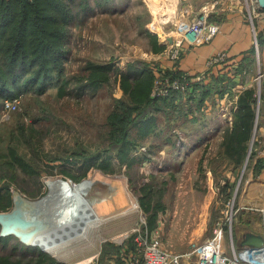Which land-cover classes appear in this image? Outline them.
I'll list each match as a JSON object with an SVG mask.
<instances>
[{
  "label": "rangeland",
  "instance_id": "374dc122",
  "mask_svg": "<svg viewBox=\"0 0 264 264\" xmlns=\"http://www.w3.org/2000/svg\"><path fill=\"white\" fill-rule=\"evenodd\" d=\"M88 1L93 7L92 11L86 15L81 11L71 26L69 58L65 63L63 78L68 82L64 94L59 95L57 88L53 87H49L44 94L28 93L20 96L18 107L9 112L4 111L0 103V186L10 182L11 192L18 191L30 200L40 199L48 194V179L60 178L69 183L75 182L78 186V182L95 177L97 180L91 186L88 198L105 197L111 191L110 184L117 186L119 190L118 195L110 199L111 201L105 200L98 205L105 218L103 223L92 228L85 238L64 246L56 255L45 252L52 257L55 264H92L103 244L107 242L105 240L117 241L122 245L134 234V229L144 231L142 219L146 220V216L138 199L139 192L135 191V185L129 181V177L136 178L138 174L142 176V179L138 180L145 181L146 191L152 192L154 198L165 202V206L185 211L189 206L185 205L183 199L179 200L180 192L188 190L190 185L196 189V180L200 185L198 192H205L208 176L206 171L212 169V185L218 197V203H214L217 217L223 216L222 212L230 209V205L226 204L231 200L235 212L232 233L249 229L252 223L260 229L263 220L258 212L246 214V210L244 212L237 207L240 184L254 157L255 131L252 133L247 152L237 167H233V162L221 164L219 153L218 158L215 154V146L221 145L224 135L219 127H228L232 120L231 100L221 107L223 110H220V103L213 105L211 100H208L200 110L194 102L185 101L182 107L167 114L158 112L159 126L155 132L143 137L136 129L132 131L130 139L135 142L136 147H133L131 156L137 160L134 163L135 168L128 170L126 164H122L117 158L116 151H112L110 156L103 151L104 146L108 144L104 139L109 131L107 115L113 108L114 99L122 97L124 93L120 86V75H112L109 83L97 89H92L85 80H81V76L87 73L84 68L88 62L112 63L125 71L128 64L139 61L146 62L150 68L159 72V80L167 79L168 84L172 85L176 78L186 73L182 70L176 75V70L181 71V62L191 46L183 40L179 55L172 59L171 43H176L183 33L174 34V39L171 34L177 24L194 19L193 12L196 15L202 7L190 8L186 4L187 0H114L108 4V8H101L103 6L94 5L98 0ZM253 1L258 7L257 0ZM75 2L78 6L83 0ZM243 5L247 19L251 26H254L249 14L251 7ZM171 8L174 15L168 19ZM207 8H213L211 3ZM215 8L217 7L213 9ZM165 20L167 21L164 22ZM150 35H156L158 44L163 46L161 50L151 42ZM168 38H172V41L169 42ZM161 58L171 61L172 73L165 74V71L170 69L167 65H161ZM256 63L258 70L259 59ZM173 73L175 74L172 75ZM79 77L81 79H77ZM156 81L151 94L156 90ZM232 94L230 93V96ZM209 106L212 109H209ZM209 144L211 148L208 149ZM190 145H194L193 149ZM11 150L21 160L14 162L16 169H10L13 177L7 175L9 172L5 165L7 159L12 158V154L9 155ZM201 157L202 161L204 159V166L199 165L195 172V164ZM104 158L107 168L100 167ZM25 164H29L31 171L26 170ZM2 174L5 175L3 178ZM189 176H192L191 180L188 179ZM226 183L230 185V190L229 200L225 201L222 187ZM72 193L80 198L85 196V193L75 186H72ZM133 202L138 207L128 209ZM12 206L13 203L8 210ZM188 214L176 216L177 227H191ZM6 243L17 246L19 244L14 238L8 239ZM39 249L35 245L29 248L21 247L19 251L28 253ZM227 249L231 256L229 242ZM17 255L14 257H21ZM28 257L30 254H25V258Z\"/></svg>",
  "mask_w": 264,
  "mask_h": 264
},
{
  "label": "trees",
  "instance_id": "16d2710c",
  "mask_svg": "<svg viewBox=\"0 0 264 264\" xmlns=\"http://www.w3.org/2000/svg\"><path fill=\"white\" fill-rule=\"evenodd\" d=\"M76 0H0V103L6 99H18L20 96L34 93L44 94L49 87L57 88L58 94H64L67 80H64L65 63L69 58V37L71 26L78 19L79 14L84 12L86 15L92 11V6L88 0H83L77 6ZM114 0H98L94 5L108 8V4ZM211 21L213 19L210 18ZM258 42L262 38V33L258 32ZM151 42L158 44L156 35H150ZM218 68V66H217ZM85 75L81 80H85L92 89H97L110 82L112 75H120V86L123 89V96L114 99L113 108L107 115L108 134L104 137L108 142L103 151L109 155L116 151L117 158L122 164L131 169L135 168L136 158L131 156L133 147L131 135L134 129L137 133L148 136L155 132L157 124V113H169L176 110L185 101L194 102L200 110L205 101L214 94L223 97L226 88L229 89L233 84L231 78L221 74H211L208 83H193L191 90L182 94L172 92L166 97H154L151 94L154 81L159 78L156 72L146 62H135L128 64L125 71L116 67L112 63H93L88 62L84 68ZM171 70L165 71L168 75ZM182 72L176 70V75ZM158 73V74H156ZM173 73L172 75H174ZM175 75V76H176ZM117 78V76H115ZM207 78V77H205ZM226 78V83L224 79ZM230 90V89H229ZM262 93L260 94V100ZM179 101L176 103V101ZM184 100V101H183ZM236 108L232 111L230 125L224 130L222 145L224 153L233 167H237L243 160L248 144L250 142L256 119L257 89L253 86L242 89L237 94ZM176 147V144H175ZM7 159L5 165L8 174L13 177L10 169H16L15 163L20 162L19 156L15 153L13 158ZM255 155V152H253ZM5 157V156H4ZM252 158V155H250ZM92 158V157H88ZM143 159H140V161ZM15 162V163H14ZM23 164V162H21ZM101 168H107L104 165ZM259 165V160L255 168ZM26 170L31 171L29 164H25ZM137 169V168H136ZM127 170V171H128ZM126 171V172H127ZM137 171V170H136ZM2 178L5 175H1ZM142 176L129 177L135 191L139 192L138 199L142 209L146 213V223L149 226L155 216L150 213L149 202L151 199L150 191L147 192ZM14 179H12L13 181ZM143 182V183H142ZM79 183V182H78ZM10 182L0 186V211H6L12 205V192ZM136 185H139L138 187ZM230 185L227 183L222 187L225 201L229 200ZM14 238L18 241L17 245H8L6 241ZM126 242V243H125ZM123 244L105 242L102 246L100 257L116 255L121 257L134 248L132 238H128ZM124 243L128 248H124ZM133 244V245H132ZM133 246V248H132ZM26 246L14 236H0V264H55L52 257L45 251L20 252L19 248ZM124 248V249H123ZM131 248V249H130ZM123 250V251H122ZM20 255H17L18 253ZM23 254V256L21 255ZM25 254H30L28 259ZM15 255L21 257H14ZM118 260V259H117Z\"/></svg>",
  "mask_w": 264,
  "mask_h": 264
},
{
  "label": "crops",
  "instance_id": "0c3cea01",
  "mask_svg": "<svg viewBox=\"0 0 264 264\" xmlns=\"http://www.w3.org/2000/svg\"><path fill=\"white\" fill-rule=\"evenodd\" d=\"M186 1V0H184ZM215 9H208L207 6L210 4ZM186 4L191 7H202L198 10L195 15L193 12V17L191 21H196L200 16H206L209 22L217 23L220 25V33L216 35L213 40L209 43L196 44L189 48L187 56L181 62L180 69L186 72H189L193 78H196L206 69V61L211 56L217 54L220 51H226L228 58L227 62L223 65L215 67L214 73L222 75H228L229 78L233 81L230 88L232 91L226 88V93L223 97H220L216 94L206 101L211 100V102L216 104L220 103V108L226 106V103H229L231 100L232 111L236 108L237 94L247 87L257 88L256 77L258 76V70L263 74L262 78V87L260 93H262L261 100L259 101V109H256V119L253 132L256 133V146H255V155L251 160V167L247 170L243 181L240 184V192L237 196V207L247 211L248 213L258 212L261 216L264 215V10L261 11L256 6L255 9V18L254 26H251V23L247 19L244 11V5H246L245 0H187ZM206 7V8H205ZM247 7V6H246ZM174 8V7H173ZM171 8L169 11L168 19L173 17L174 10ZM167 15V14H166ZM213 19V21L210 20ZM167 19V20H168ZM165 20L164 22H166ZM155 21V20H153ZM162 22V23H164ZM177 22V21H176ZM252 22V23H253ZM187 22L177 24L181 29H178V26L175 27L172 32V38L174 39V34L177 32L183 33L184 25ZM255 31V32H254ZM262 33V38L258 42L257 33ZM171 38V39H172ZM170 38L168 41L171 42ZM257 40L258 44V53L256 52L255 41ZM185 49V48H182ZM165 55V54H162ZM259 59V67L257 70V60ZM166 59V58H165ZM164 58L160 59L161 65L163 67H171V61H165ZM165 61V64L163 63ZM256 65V66H255ZM256 68V70H255ZM224 72V74H222ZM211 77L205 78L202 80V83H208ZM226 83V78L224 79ZM196 82V81H195ZM194 82V83H195ZM197 83H199L197 81ZM230 93H233L230 96ZM205 101V103H206ZM225 104V105H224ZM216 108V106H215ZM213 107V109H215ZM209 109H212L209 106ZM221 108L220 110H222ZM224 117V114H222ZM258 121V124H257ZM222 129L220 132L224 133V130L227 127H219ZM224 128V130H223ZM182 146H185L182 144ZM189 146V145H188ZM193 149L194 145H190ZM207 146V145H206ZM211 148L209 144L208 149ZM216 158H218L217 153H219V160L222 161L221 164L229 163V159L224 153V145L215 146ZM191 149V150H192ZM259 160V165L255 168V165ZM199 165L204 166V159L202 157L199 159L198 163L195 164V172L197 171ZM227 165V164H225ZM234 165V163H233ZM212 170V169H211ZM210 169L206 171L208 173L207 186L205 192H198L200 185L195 181V188L193 185H190L189 189L180 192V199L184 200L185 205L188 204V208L185 211L176 209L175 207L165 206V202L162 200H157L153 197L152 192L150 193L151 199L149 204L150 213H153L155 219L148 226L147 223L144 226V229L148 232L149 237H158L161 241V244L167 250L184 254L187 253L193 245L199 244L208 238L214 236L216 230V222L220 217H217V213L214 210V203H218L216 198V189L212 185V171ZM205 173V175H207ZM192 176H189L188 179L191 180ZM226 180V179H225ZM145 183V181L143 180ZM149 182V180H147ZM199 182V180H198ZM186 213L189 215V224L190 226H180L177 227L178 219L177 215ZM146 216V213H145ZM146 221V220H145ZM225 231L219 236L220 248L228 254L227 244L230 243L229 232L224 228ZM246 232H252L254 234L262 235V227L260 229L257 226H254L253 223L250 224L249 229L236 230L235 234L232 233V240L234 245L237 248L242 247L241 242L243 240V235ZM133 234L130 238L133 239L134 248L130 252L134 251L136 253V244L134 242ZM128 240V239H127ZM126 240V241H127ZM108 241V240H105ZM125 242V241H124ZM119 245V242H113ZM122 243V242H121ZM126 243V242H125ZM124 243V248H128V244ZM133 245V244H132ZM123 248V249H124ZM131 249V248H130ZM123 251V250H122ZM101 249L99 250L95 260L92 261V264H128V256L131 254L128 253L125 256L117 257L116 255H107L100 257ZM229 255V254H228ZM118 259V260H117ZM182 264H197V258L195 256H190V258H184Z\"/></svg>",
  "mask_w": 264,
  "mask_h": 264
},
{
  "label": "built area",
  "instance_id": "2783aa9c",
  "mask_svg": "<svg viewBox=\"0 0 264 264\" xmlns=\"http://www.w3.org/2000/svg\"><path fill=\"white\" fill-rule=\"evenodd\" d=\"M246 6L251 7L250 20L253 22L255 18V9L253 0H245ZM248 11V12H249ZM178 26V25H177ZM176 26V27H177ZM178 29L181 27L178 26ZM178 33V32H177ZM220 33V25L217 23L209 22L206 16H200L196 21L187 22L184 25L183 35L181 38H177V41L171 43L170 51L171 58L176 59L177 54L179 55L181 49L180 46L182 41L185 40L190 46L196 44L209 43L213 38ZM256 52L258 53L257 40L255 41ZM227 52L220 51L217 54L211 56L206 61V69L204 72L199 74L196 78H193L189 72H186L179 78L173 81V84H168L167 79H157L156 90L153 93L154 97H165L169 96L172 92H189L192 84L197 81L199 83L205 80V77H209L213 74L215 67L223 65L227 62ZM257 81V104L256 109H259L260 101V89L263 74L258 70ZM18 99H6L2 102L3 110L9 112L15 110L18 107ZM223 110V109H222ZM227 205H230V209L222 212L221 216L216 222V230L212 238H208L203 242L193 245L191 249L184 254H178L171 252L164 248L158 237H149L146 230L134 229L133 233L134 242L136 244V253L128 256V264H182L184 258H190L195 256L197 258V264H264V215L262 216V236L263 244L259 247L242 246L237 248L232 240V224L235 212L233 211V203L231 200L227 201ZM142 223L146 225L145 219H142ZM229 232L230 236V252L231 256L225 253L220 248L219 236L225 231Z\"/></svg>",
  "mask_w": 264,
  "mask_h": 264
},
{
  "label": "bare ground",
  "instance_id": "6f19581e",
  "mask_svg": "<svg viewBox=\"0 0 264 264\" xmlns=\"http://www.w3.org/2000/svg\"><path fill=\"white\" fill-rule=\"evenodd\" d=\"M96 180L95 177H91L82 180L77 186L75 182L69 183L60 178L48 179L46 181L48 187V194L46 196L38 199L40 201L37 202H24L26 209H29V211H42L44 213L45 210H48L50 212V225L46 226L41 233L34 237L33 243L35 245L41 246L43 251L56 255L64 246L69 245V243L75 240L85 238L92 228L97 227V225L105 221L98 205L105 200L111 201L110 199L118 195L119 190L117 186L110 184L111 191L105 197L97 196L91 198L89 196L88 198L90 188ZM122 180L124 181L123 178ZM109 182L106 183L109 184ZM72 186L80 188L81 192L85 193V196L80 198L75 193H72ZM130 206L128 209L138 207L134 202ZM102 208L104 207L102 206Z\"/></svg>",
  "mask_w": 264,
  "mask_h": 264
},
{
  "label": "water",
  "instance_id": "95a60500",
  "mask_svg": "<svg viewBox=\"0 0 264 264\" xmlns=\"http://www.w3.org/2000/svg\"><path fill=\"white\" fill-rule=\"evenodd\" d=\"M257 3L259 10L263 11L264 0H257ZM12 200L13 206L10 210L0 211V236H14L26 246H35L33 243L34 237L50 225V213L48 210L43 213L42 211L32 212L26 209L24 202H37L40 200L25 198L18 191H12ZM262 244V235L252 232L244 233L241 246L259 247ZM38 247L43 251L41 246L38 245Z\"/></svg>",
  "mask_w": 264,
  "mask_h": 264
}]
</instances>
